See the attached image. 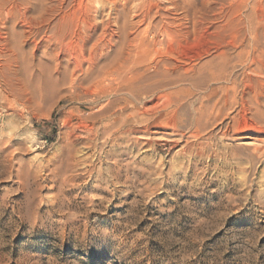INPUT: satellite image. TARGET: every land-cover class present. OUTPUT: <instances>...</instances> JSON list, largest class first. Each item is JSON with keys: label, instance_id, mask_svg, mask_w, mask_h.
I'll use <instances>...</instances> for the list:
<instances>
[{"label": "rangeland", "instance_id": "1", "mask_svg": "<svg viewBox=\"0 0 264 264\" xmlns=\"http://www.w3.org/2000/svg\"><path fill=\"white\" fill-rule=\"evenodd\" d=\"M141 1L84 20L78 0H0V30L17 47L0 74V264H264V135L223 137L218 120L195 132L204 90L185 79L221 52L238 79L264 78V0H152L138 49L128 41L136 29L142 39ZM164 15L176 18L170 37ZM110 65L145 93L130 95ZM132 104L133 133L120 118L106 139L105 115Z\"/></svg>", "mask_w": 264, "mask_h": 264}, {"label": "bare ground", "instance_id": "2", "mask_svg": "<svg viewBox=\"0 0 264 264\" xmlns=\"http://www.w3.org/2000/svg\"><path fill=\"white\" fill-rule=\"evenodd\" d=\"M92 2H93V0H78L79 5L85 3L83 8L80 7V12L83 15L84 20H86V18H89L91 16L92 12L93 13L99 12L101 10V8L106 3L110 4V6H111L110 10H115V7L117 6V0L99 1L97 3V5H99V7L94 6L92 4ZM126 2H127V0H124L123 3L125 4ZM29 3L26 6V8L28 10L43 11V9H44L42 5H38V4H35L33 2H32L33 4H29ZM137 7L139 8L140 11H142L141 15L139 16V20H138V22H139L138 25H140V26L146 24V20H147L146 16H149L150 12H152L153 10L158 12V5H157V3H154L152 0H143L139 3V5H137ZM48 11H50V10H48ZM69 11H70V9H69ZM52 12L53 11H50L49 13H47V16H43V19H44L43 21L47 22L50 19V16L53 17L54 14ZM67 16H68V10H62V13L60 14V18H59L60 21L65 20ZM160 19H161L160 20V23H161V29L160 30L162 32H164L167 36H169V37L172 36L173 31L170 28H171V25L176 24L175 23L176 18L175 17L168 18L167 15L166 16L164 15V16H161ZM118 21H119V16H116L115 22L112 25L107 24L106 28L110 29V31H113V28H110V27L111 26L113 27L114 24L118 23ZM144 26H145L144 29H142V32H140V33H142V39L137 38L138 35H140V34H139L138 30L136 29L135 33H137V34L135 36H133V39H129V41H128L129 44H131L132 41H138L139 42L138 44L133 45L134 48L140 49L144 46L145 34L148 31L149 24H146ZM55 27H56V23H54V25L50 28L52 34H51V36L48 37V41L51 37L54 36ZM3 34H4V32H2L0 30V74L3 73L4 70H6L7 68H10L12 66V64L14 62H16V60H17L16 59L17 47L15 44L14 36L12 34H10L9 38H7ZM105 41H107V43H111V39H108V40L106 39ZM107 43L102 44V46L107 48ZM38 45H39V43L36 44V47H38ZM144 48L148 51L149 50L156 51L155 49H151V47L146 43H145ZM128 55H129V53H128ZM256 56L258 58L262 57L261 54H258ZM235 57L237 58V62H240V64L245 65V61L243 60L244 57H243L242 51L238 52ZM231 59H232L231 56L228 55L226 52H221L215 57V59L207 60V61L202 62L201 64H199L198 66H195V67L192 66V69L196 70L195 75H193V76L185 75V79L188 80L189 84L191 86H193L196 90H198V89L204 90V94L197 96V99H195L198 102V106L194 109V112H193V113H195L194 119L196 121V125L194 124L195 122L193 123V125L196 126L195 132H198L202 126L211 124L215 120H218L217 121L218 124L222 125V128H223V130H222L223 131V133H222L223 137L224 136L225 137L231 136L232 138L233 137L235 138L237 136L239 137V135L243 134L244 132H248L250 130H256L261 135H264V111H263L264 110V78H256L255 83L253 84L250 80L249 73H247L246 75H244V77L238 79V76L234 73V71L232 69L233 63L231 62ZM252 60L254 61V59H252ZM253 61H252V63H253ZM76 63L77 64L71 70L72 75H74V73L77 70H81V68H82V63L80 61H77ZM111 66L112 65L107 67L108 69L106 70V72H107L106 75H113L114 73H116L117 76L119 77V79L124 81L123 84L125 87H127L128 93L130 95L136 94V95L140 96L141 94L145 93L146 89H143V88L139 87L138 85L133 84V78H135V77H132L131 79H129V81H127V80L125 81L124 80L125 78L123 79V75L120 73L119 68L113 67V66L111 67ZM55 67H56L57 72L59 70H61L60 68H64V67H61L60 63L55 64ZM63 70L67 71L64 68L60 71V73L59 72L58 73L61 74L63 72ZM90 70H93V67H91V66L88 67V69L85 70L84 73L89 74ZM256 70L258 73H261V70H259V69H256ZM63 74L64 73H62L61 75L63 76ZM98 76H100V75H98ZM183 92H184L186 97H189V96L192 97L195 94L190 90V88L183 90ZM173 94H174L173 91H170L167 93L168 97L172 96ZM0 101H1L0 103H2V104H3V102L8 101V96L5 95V93H3V90L1 89V87H0ZM130 103H131V101L127 100L126 104H125V108H123V109L124 110L127 109ZM130 107H132V111L127 113L123 117H121L119 115V117H117V118H114V117L112 118V115H111V117L109 118V116L105 115V118H107V121L103 125V127L105 129V133L107 134L106 139H109V136H110L108 131L110 132L112 125L115 124L118 120H120V118H121L120 126H122V125L126 126L125 131L123 133H125L127 135L133 133V117L138 115L139 113H138V111H135V110L133 111L134 104L130 105ZM262 108H263V110H262ZM111 119H112V121H110ZM143 119L147 120L146 118H143ZM201 119H204L203 120L204 123L202 121L200 123ZM145 120H143V121H145ZM155 121H157V120H155ZM143 124H146V123H143ZM200 124H202V125H200ZM195 132H192L191 135L196 137L198 134H196ZM123 137H124V135H123ZM121 138H122V136L114 137L112 140L113 141L112 143H114L115 141H117L118 139H121ZM225 139H227V138H225ZM213 141H214V139H213ZM212 142H210V143H212ZM263 142H264V140H263ZM207 145H209V144H207ZM197 148H199V150H198L199 153L200 152L203 153V151H205L204 150L205 148H202V145H201V148L198 146H197ZM207 148H209V147H207ZM261 149H260V151L262 153H264V149H262V150Z\"/></svg>", "mask_w": 264, "mask_h": 264}]
</instances>
